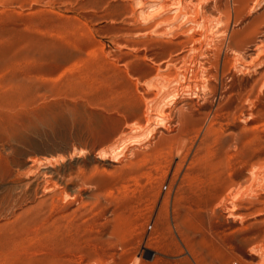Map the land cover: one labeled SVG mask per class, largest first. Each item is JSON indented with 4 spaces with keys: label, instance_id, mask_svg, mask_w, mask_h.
I'll use <instances>...</instances> for the list:
<instances>
[{
    "label": "rangeland",
    "instance_id": "obj_1",
    "mask_svg": "<svg viewBox=\"0 0 264 264\" xmlns=\"http://www.w3.org/2000/svg\"><path fill=\"white\" fill-rule=\"evenodd\" d=\"M0 264H264V0H0Z\"/></svg>",
    "mask_w": 264,
    "mask_h": 264
},
{
    "label": "bare ground",
    "instance_id": "obj_2",
    "mask_svg": "<svg viewBox=\"0 0 264 264\" xmlns=\"http://www.w3.org/2000/svg\"><path fill=\"white\" fill-rule=\"evenodd\" d=\"M206 10V9H205ZM217 10V9H216ZM198 11V10H197ZM161 14V13H160ZM179 15H180V13H179ZM155 16V15H154ZM152 17V20L155 18V17ZM156 16H158V15H156ZM164 16V15H163ZM176 17V16H175ZM172 19V18H171ZM175 18H173L172 20H174ZM170 20V17L168 16V17H166V20L165 19H163L160 23L158 22V24L157 25H161L163 22H170L169 21ZM176 20V19H175ZM193 22V21H192ZM225 23V22H224ZM164 24V23H163ZM205 25V24H204ZM210 25V24H209ZM209 27V26H208ZM228 31V30H227ZM186 32V31H185ZM210 33H211V31H210ZM206 34V33H205ZM188 35V34H187ZM203 35V34H202ZM211 36H213V35H211ZM217 36V35H216ZM205 38V37H204ZM213 38V37H212ZM197 40V39H196ZM220 40V39H219ZM211 42H213V41H211ZM184 48V47H183ZM231 51H232V49H231ZM210 53V52H209ZM235 55V54H234ZM186 58V57H185ZM227 58V57H226ZM203 73V72H202ZM161 74V73H160ZM174 77V76H173ZM165 79V78H164ZM187 85V84H186ZM189 87H191V85H188ZM201 90V89H200ZM164 95V94H163ZM160 118L161 117H163L164 116V113H163V111H160ZM167 115V114H166ZM160 118L159 119H156V121H155V126L154 127H157V126H160L161 125V123H160ZM144 139V138H143ZM142 139V140H143ZM139 142H134V143H132L133 145H135V144H138ZM28 190V189H27Z\"/></svg>",
    "mask_w": 264,
    "mask_h": 264
}]
</instances>
